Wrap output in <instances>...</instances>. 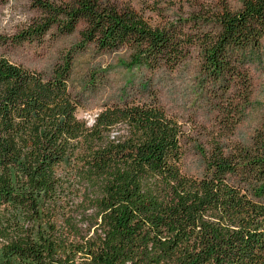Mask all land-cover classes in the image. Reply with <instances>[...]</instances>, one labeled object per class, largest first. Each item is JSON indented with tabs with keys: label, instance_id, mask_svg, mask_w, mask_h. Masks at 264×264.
<instances>
[{
	"label": "trees",
	"instance_id": "16d2710c",
	"mask_svg": "<svg viewBox=\"0 0 264 264\" xmlns=\"http://www.w3.org/2000/svg\"><path fill=\"white\" fill-rule=\"evenodd\" d=\"M210 4L211 30L195 37L108 0H38L40 19L0 36L16 44L82 23L80 49H125L121 70L135 80L176 70L196 46L199 75L217 88L214 136L192 176L183 127L155 95L105 105L87 126L76 118L70 56L42 73L0 54V264H264V119L234 140L264 0Z\"/></svg>",
	"mask_w": 264,
	"mask_h": 264
},
{
	"label": "rangeland",
	"instance_id": "374dc122",
	"mask_svg": "<svg viewBox=\"0 0 264 264\" xmlns=\"http://www.w3.org/2000/svg\"><path fill=\"white\" fill-rule=\"evenodd\" d=\"M38 0H0V36L15 37L43 15L35 6ZM55 5L71 0H42ZM118 9H131L151 27L176 25L195 37L211 30L208 13L212 0H108ZM241 0H227L234 9ZM204 17V18H201ZM77 26L71 35H60L50 30L41 39L0 45V54L13 63L31 71L49 73L65 57L72 58L70 90L79 106L76 118L92 124L96 114L105 105L120 99H148L155 95L169 115L177 119L184 130V157L182 170L188 175H200L203 170L201 151L208 150L214 136V100L216 87L208 85L199 75V51L191 47L186 60L172 72L161 70L145 78L136 79V72L121 70L127 52L123 48L101 51L92 46L80 49ZM251 78V96L235 130L234 140L248 139L264 119V37L247 64ZM134 79L133 82L129 81ZM128 81V82H127ZM145 83V85H142ZM213 107V108H212Z\"/></svg>",
	"mask_w": 264,
	"mask_h": 264
}]
</instances>
